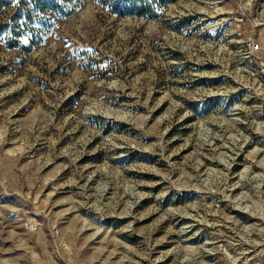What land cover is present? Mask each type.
<instances>
[{
	"label": "rangeland",
	"instance_id": "1",
	"mask_svg": "<svg viewBox=\"0 0 264 264\" xmlns=\"http://www.w3.org/2000/svg\"><path fill=\"white\" fill-rule=\"evenodd\" d=\"M68 2L0 0V264H264V0Z\"/></svg>",
	"mask_w": 264,
	"mask_h": 264
},
{
	"label": "built area",
	"instance_id": "2",
	"mask_svg": "<svg viewBox=\"0 0 264 264\" xmlns=\"http://www.w3.org/2000/svg\"><path fill=\"white\" fill-rule=\"evenodd\" d=\"M249 53L253 56L254 60H258L260 64V72L264 78V41H251L249 43Z\"/></svg>",
	"mask_w": 264,
	"mask_h": 264
},
{
	"label": "trees",
	"instance_id": "3",
	"mask_svg": "<svg viewBox=\"0 0 264 264\" xmlns=\"http://www.w3.org/2000/svg\"><path fill=\"white\" fill-rule=\"evenodd\" d=\"M73 2H68V0H52V4L56 5V6H60L62 11H64V8H62V7L68 6V5H70V3H73ZM73 5H74V3H73Z\"/></svg>",
	"mask_w": 264,
	"mask_h": 264
}]
</instances>
